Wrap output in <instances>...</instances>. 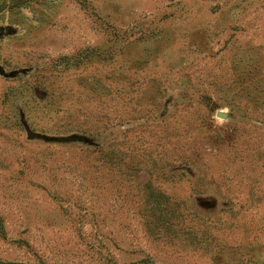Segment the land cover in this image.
I'll list each match as a JSON object with an SVG mask.
<instances>
[{"label": "rangeland", "instance_id": "rangeland-1", "mask_svg": "<svg viewBox=\"0 0 264 264\" xmlns=\"http://www.w3.org/2000/svg\"><path fill=\"white\" fill-rule=\"evenodd\" d=\"M0 264H264V0H0Z\"/></svg>", "mask_w": 264, "mask_h": 264}, {"label": "bare ground", "instance_id": "bare-ground-1", "mask_svg": "<svg viewBox=\"0 0 264 264\" xmlns=\"http://www.w3.org/2000/svg\"><path fill=\"white\" fill-rule=\"evenodd\" d=\"M220 115H223V113H219Z\"/></svg>", "mask_w": 264, "mask_h": 264}, {"label": "water", "instance_id": "water-1", "mask_svg": "<svg viewBox=\"0 0 264 264\" xmlns=\"http://www.w3.org/2000/svg\"><path fill=\"white\" fill-rule=\"evenodd\" d=\"M221 116H224V114H223V115H221Z\"/></svg>", "mask_w": 264, "mask_h": 264}]
</instances>
